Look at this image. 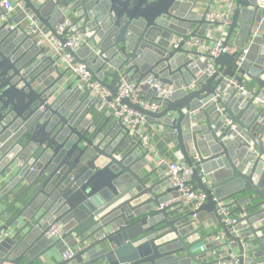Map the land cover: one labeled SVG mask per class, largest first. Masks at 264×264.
I'll return each mask as SVG.
<instances>
[{
	"label": "water",
	"instance_id": "water-1",
	"mask_svg": "<svg viewBox=\"0 0 264 264\" xmlns=\"http://www.w3.org/2000/svg\"><path fill=\"white\" fill-rule=\"evenodd\" d=\"M22 1L23 9L0 23V264H47L45 256L62 253L64 243L82 250L60 264H226L232 257L264 264V109L231 84L264 88V11L256 0H227L235 9L226 29L204 20L223 0ZM67 19L84 44L65 51L94 81L112 97L132 82L160 107L150 112L121 100L193 168L192 190L206 196L198 221L178 204L159 209L178 192L153 167L139 136L78 78L69 80L51 47L24 26L36 22L46 39L64 45L54 29ZM207 31L221 34L224 45L248 44L243 60L240 53L220 55L206 74V56L195 64L197 54L184 42L205 41ZM150 80L170 95L160 98ZM221 204L236 218L234 234L221 222ZM204 214L228 239V251L216 257L209 246L196 250L206 239L197 227ZM56 223L62 240L47 239Z\"/></svg>",
	"mask_w": 264,
	"mask_h": 264
},
{
	"label": "built area",
	"instance_id": "built-area-1",
	"mask_svg": "<svg viewBox=\"0 0 264 264\" xmlns=\"http://www.w3.org/2000/svg\"><path fill=\"white\" fill-rule=\"evenodd\" d=\"M23 6L22 0H0V23L7 22L8 16L14 14L16 10H22ZM257 6L260 9H264V0H257ZM234 8L233 1H228L223 5V8H210V10L204 14V19L210 24H216L226 29L231 24ZM25 27L26 32L30 36L45 39L51 47L54 56L59 59L61 66L74 78H78L80 82L84 83L92 98L100 102H106L107 107L111 110L113 119L138 135L143 148L151 152V144L148 137L146 134L140 132L143 116L128 106L123 105L121 100L129 99L132 104L139 105L142 109L150 112H155L160 109L158 105L150 103V101L141 94L140 89L135 88L132 82H122L117 90V96L112 97L105 88L94 81L91 74L87 72L86 66L78 63L72 55L84 44V37L79 32L78 26L74 25L71 20H65L62 25H58L54 29L55 35L65 40L64 45L54 36L46 39L36 22H27ZM13 28L14 26H9V30ZM65 48L69 49L72 54L67 53ZM184 48L190 51L196 49L200 55L206 56L207 69L204 72L208 75H212L215 72V67L213 65L215 58L223 54H237L240 51L232 44L224 45L223 40L219 38L207 41H203L199 38H192L184 44ZM241 52L242 54H246L247 50L243 49ZM147 84L149 85V89H155L158 92L160 98H165L170 95L167 89L160 90L159 85L153 80L148 81ZM231 84L241 96L248 100L256 101L260 107L264 109V89L257 92L254 90H247L242 86L240 87L233 81H231ZM226 123L230 124L231 120L226 118ZM193 162H198V156L196 154L193 156ZM155 167L164 173V176L169 180L170 187L175 188L178 192V197L175 200L160 204L159 209L178 204L183 208H188L189 212H192L194 214L193 217L196 218V213L205 203L206 196L199 191L192 190L193 168L185 163L170 162L162 156H159L155 161ZM198 175L201 177L200 172ZM218 214L222 216L221 222L223 226L227 228L230 233L234 234L236 219L232 217L231 210L221 204L219 205ZM4 236L5 234L0 230V238ZM45 236L47 239L62 240L64 236L63 226L60 223L51 225ZM206 240L208 246L211 247V255L215 257L219 254V245L221 243H228L224 231L211 234ZM205 246L206 245H198L196 250L203 251ZM81 250L82 247L80 246L71 249L66 248L61 254L62 261L70 260ZM226 264H237V259L232 257Z\"/></svg>",
	"mask_w": 264,
	"mask_h": 264
},
{
	"label": "crops",
	"instance_id": "crops-1",
	"mask_svg": "<svg viewBox=\"0 0 264 264\" xmlns=\"http://www.w3.org/2000/svg\"><path fill=\"white\" fill-rule=\"evenodd\" d=\"M227 0H223L221 3H214L212 5L211 8H223V5L225 3H227ZM205 8V6L203 7V9ZM16 10L14 12V14L8 16L9 18H12L13 16L15 17V15L17 14ZM27 25V23H26ZM24 25V26H26ZM11 26H14L13 24ZM194 28V27H193ZM207 38L209 36H211V33L209 31H207L204 34ZM221 35V34H220ZM235 37H233L232 40H234ZM38 40H42L44 44H48V42L45 39H39ZM233 42V41H232ZM193 53H196L197 55H200L199 52L196 49L192 50ZM194 55L192 56L193 62L196 64L198 63L199 65H202L204 62V59L200 56ZM59 65H61L59 63ZM64 69V68H63ZM67 77L69 80H73L74 77L67 72ZM244 87L248 90H258L257 86L255 85L254 82L252 81H248L244 83ZM111 111L110 108H108L106 110V113H109ZM106 113H103L99 119V122L102 123L103 120L106 118ZM97 114V110L93 109L92 110V116L94 117ZM140 132L142 134H146V136L149 139V142L151 144V152H149V160L152 162L153 167L155 166V161L157 160V158L159 156L164 157L165 159H167L170 162H179L176 158V153L178 152V148L176 146H174V144L172 143L171 139L168 138V136L166 134H159L156 130L155 127L150 126L148 123H144L141 125L140 127ZM186 212H189L188 208H185ZM179 215H175V217H178ZM203 217L205 218V221L203 223H199L197 222V227L201 228L200 232L198 233V238H208V236H210L211 234H214L216 232H219L221 230V227L219 226L218 223H216V221H212L209 218L208 214H204ZM195 221H198V217L194 218ZM205 239V241L203 243H200V245H207V240ZM221 246H223L221 248ZM79 246L73 247V248H77ZM62 248V249H61ZM64 248H70L68 247L67 244L64 243V245H62V247H60V249L62 250V252L65 250ZM228 249L227 247H224V244L221 243L219 245V252H227ZM236 253V252H235ZM61 252L59 250H51L43 259L44 262H46L47 264H60L62 263V259H61Z\"/></svg>",
	"mask_w": 264,
	"mask_h": 264
},
{
	"label": "flooded vegetation",
	"instance_id": "flooded-vegetation-1",
	"mask_svg": "<svg viewBox=\"0 0 264 264\" xmlns=\"http://www.w3.org/2000/svg\"><path fill=\"white\" fill-rule=\"evenodd\" d=\"M235 6V5H234ZM256 6H257V0H256ZM257 8H258V6H257ZM235 9V8H234ZM259 10H262V11H264V9H260V8H258ZM207 13V12H206ZM205 20V19H204ZM206 22V21H205ZM208 23V22H207ZM210 24V23H209ZM213 25H216V24H213ZM204 37H205V39L204 40H210V39H218V38H215L213 35H211V36H209L208 38L204 35ZM190 39H192V38H190ZM189 39V40H190ZM202 39V38H201ZM219 39H222L223 40V38H222V36L220 35L219 36ZM189 40H187V41H189ZM206 40V41H207ZM186 41V42H187ZM180 41H178L175 45H174V47H177V45H178V43H179ZM186 42H184V44L186 43ZM229 44H232L233 45V43H232V41H231V43H229ZM228 45V44H227ZM236 47V46H235ZM237 48V47H236ZM243 49H246V50H248V44L243 48ZM243 49H238V50H240L236 55H238L239 53H240V55H241V57H240V59L241 60H243V58H244V56L246 55V54H242V50ZM247 53V52H246ZM242 87H244V86H242ZM245 88V87H244ZM246 89V88H245ZM264 89V88H263ZM262 89V90H263ZM248 90V89H247ZM254 91H257V92H259V91H261V90H254ZM243 97V96H242ZM246 99V98H245ZM248 100V99H247ZM251 101H253V102H256V101H254V100H251ZM257 103V102H256ZM257 105L258 106H260L258 103H257ZM112 114V113H111ZM226 118H228V117H225V122H226ZM229 120H230V118H229ZM142 125V124H141ZM128 129V128H127ZM131 131V130H130ZM155 167V166H154ZM156 168V167H155ZM162 204H164V203H162ZM231 210V209H230ZM231 214H232V212H231ZM236 219V218H235ZM220 231H222V230H220ZM217 233V232H216ZM209 237V236H208ZM200 245V244H199ZM206 246H208V244L206 245ZM210 247V246H209ZM211 248V247H210ZM210 254H211V252H210Z\"/></svg>",
	"mask_w": 264,
	"mask_h": 264
},
{
	"label": "trees",
	"instance_id": "trees-1",
	"mask_svg": "<svg viewBox=\"0 0 264 264\" xmlns=\"http://www.w3.org/2000/svg\"><path fill=\"white\" fill-rule=\"evenodd\" d=\"M232 217H233V218H235V216H234V215H232Z\"/></svg>",
	"mask_w": 264,
	"mask_h": 264
}]
</instances>
